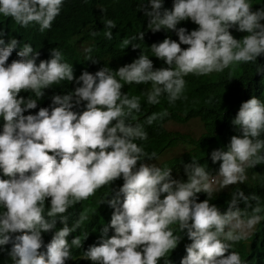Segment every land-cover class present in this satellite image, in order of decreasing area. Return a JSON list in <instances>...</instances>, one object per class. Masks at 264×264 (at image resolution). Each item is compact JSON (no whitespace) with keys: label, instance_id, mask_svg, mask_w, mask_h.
Segmentation results:
<instances>
[{"label":"clouds","instance_id":"obj_1","mask_svg":"<svg viewBox=\"0 0 264 264\" xmlns=\"http://www.w3.org/2000/svg\"><path fill=\"white\" fill-rule=\"evenodd\" d=\"M63 3L0 0V15L43 32ZM168 6L146 0L137 7L149 30L175 31L179 42L168 37L135 54L137 37H126L132 63L79 77L58 48L37 64L40 53L24 43L9 64L19 42H6L0 32V264H247L235 246L264 220L252 190L264 186V99L241 103L225 143L219 130L208 134L198 124L199 114L187 121L161 102L181 98L188 74L231 78L262 59L256 71L264 77V3L174 0ZM186 23L190 32L177 27ZM103 24L112 39L115 22ZM76 45L91 52L87 43ZM153 56L162 68L154 69ZM64 80L75 81V90L46 95L51 104L38 107L45 89ZM190 124L194 133L174 129ZM152 126L172 132L179 144L158 157L148 153L138 141ZM214 138L208 148L199 144ZM191 141L201 158L186 164ZM171 150L175 155L160 162ZM106 190L102 223L85 200Z\"/></svg>","mask_w":264,"mask_h":264},{"label":"trees","instance_id":"obj_2","mask_svg":"<svg viewBox=\"0 0 264 264\" xmlns=\"http://www.w3.org/2000/svg\"><path fill=\"white\" fill-rule=\"evenodd\" d=\"M145 1L64 0L61 12L53 21L52 27L43 32L39 30V26L36 24L23 27L16 23L13 18L0 15V32L5 33L3 36L5 41L8 42L9 38L13 37L19 42L9 57L8 63L10 64L19 58L17 53L24 43H30L34 51L40 53L37 64L40 60L50 58L51 49L58 48L63 53L64 60L73 65L74 76L79 77L85 70L94 74L98 71L97 67L103 65L112 66L115 63L127 61V64L132 63L126 53L133 48L131 45L123 44L126 37L130 40L133 36L137 37L131 41L138 45V48L134 49L135 54L142 50L147 53L152 44L162 42L168 37L179 42L175 31L152 32L148 29V17L145 15V11L137 7L141 2L144 4ZM261 1L264 3V0ZM173 3L174 0H164V8L171 10L168 5H173ZM106 18L112 19L116 24V27L112 29V39H108L104 35L107 29L104 28L103 20ZM187 23L179 24L177 27L187 29L189 26ZM188 31L190 32V30ZM93 32L96 33L95 36L92 35ZM140 32H145L144 40L139 39L138 34ZM77 41L87 43L91 52L80 53L77 49ZM183 46L182 44L181 47ZM89 57L97 62L93 63L92 60L88 59ZM153 57L155 60L154 69L162 68L157 58ZM257 65L263 68V60L256 61L253 67L240 68L239 73H233L231 78L219 75L207 79L197 77L195 74H188L184 77L186 85L181 98L172 105L165 101L161 103H164L166 107H172L174 112L180 115V118L184 117L187 121L197 118L199 114L204 130L207 128L211 130L208 134H215L219 130L220 134L217 136L221 142L225 143L229 136L230 122L232 123L235 118L241 103L253 96L264 99V77L258 76L261 71H256ZM163 67H168V65L164 62ZM50 87L45 89L44 96L38 100V107H49L51 103H48L46 95L52 98L57 94H67L74 91L77 85L75 81L64 80ZM135 89L139 90L138 88ZM24 94L26 97L29 95L25 92ZM225 105L226 107H224ZM73 110L77 111L75 108ZM147 131L148 138L139 140L138 145L146 149L148 153L155 152L156 157L169 147L179 144L170 131L153 126L149 127ZM235 133L240 135L238 130H235ZM216 143L214 138L212 141L203 140L199 144L208 148ZM201 152V147L197 148L195 142L191 141L184 152L185 163L192 162V157L197 161L201 158ZM252 190L260 196L262 205H264V186L260 184ZM110 196L111 192L106 190L93 200L92 196L85 200V206L95 211L102 223L106 221L107 213L105 210L106 203L101 204V202L106 201ZM236 244L237 252L247 264L248 261L251 264H264V220H262L258 232H255L249 239H242Z\"/></svg>","mask_w":264,"mask_h":264},{"label":"rangeland","instance_id":"obj_3","mask_svg":"<svg viewBox=\"0 0 264 264\" xmlns=\"http://www.w3.org/2000/svg\"><path fill=\"white\" fill-rule=\"evenodd\" d=\"M198 124H202V123L198 122ZM197 128L200 129V126H197ZM174 129L180 130V131L185 132V133H194L195 132V127H194V125H191V124L185 125V126H177V127H174ZM179 151H177V152H179ZM174 155H175V151L171 150V151L167 152L164 157L161 158L160 162H162L166 159L172 158Z\"/></svg>","mask_w":264,"mask_h":264}]
</instances>
